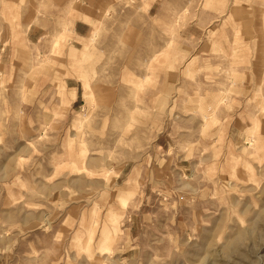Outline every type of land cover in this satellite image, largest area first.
Returning <instances> with one entry per match:
<instances>
[{
	"label": "rangeland",
	"instance_id": "obj_1",
	"mask_svg": "<svg viewBox=\"0 0 264 264\" xmlns=\"http://www.w3.org/2000/svg\"><path fill=\"white\" fill-rule=\"evenodd\" d=\"M148 1L0 0V264H264V0Z\"/></svg>",
	"mask_w": 264,
	"mask_h": 264
},
{
	"label": "crops",
	"instance_id": "obj_2",
	"mask_svg": "<svg viewBox=\"0 0 264 264\" xmlns=\"http://www.w3.org/2000/svg\"><path fill=\"white\" fill-rule=\"evenodd\" d=\"M83 3L85 4H91L93 1L95 0H81ZM141 2H145L147 3V5H149L152 1H148V0H141ZM146 5V6H147ZM89 30V24L82 19H76L74 21L73 24V28L71 31V36L73 38V41H79V39H81L82 37L86 36ZM73 78H67L65 80L66 86L67 88L70 89L71 93L73 96H77V86H78V81H76V79L72 80ZM71 82V83H69ZM71 84V85H68Z\"/></svg>",
	"mask_w": 264,
	"mask_h": 264
}]
</instances>
